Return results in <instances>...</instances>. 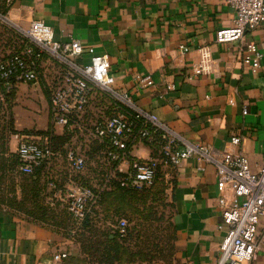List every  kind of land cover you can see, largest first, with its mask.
Masks as SVG:
<instances>
[{
    "label": "crops",
    "instance_id": "obj_1",
    "mask_svg": "<svg viewBox=\"0 0 264 264\" xmlns=\"http://www.w3.org/2000/svg\"><path fill=\"white\" fill-rule=\"evenodd\" d=\"M9 17L26 29L33 20H43L56 39L72 36L108 54L119 90L189 142L208 145L216 158L232 136L242 137L236 150L248 157L253 172H259L264 161V24L246 35L263 53L260 69L252 72L242 65L240 42L216 43L217 31L231 27L236 17L223 0H14ZM181 45L189 50L184 52ZM203 45L211 46L212 71L185 80L183 72L197 60V49ZM148 74L157 86L138 90V76ZM173 82L177 88L169 90ZM24 90L30 89L24 85L14 97ZM132 153L147 157L150 151L139 147ZM63 166L62 160L54 163L55 178L64 179ZM175 177L172 261L116 264L218 260L225 230L220 228L216 164L192 157L176 169ZM100 207L98 202L95 211ZM72 243L54 228L0 206V264H104L84 262ZM62 252L67 257L55 259ZM252 264H264V243Z\"/></svg>",
    "mask_w": 264,
    "mask_h": 264
},
{
    "label": "built area",
    "instance_id": "obj_2",
    "mask_svg": "<svg viewBox=\"0 0 264 264\" xmlns=\"http://www.w3.org/2000/svg\"><path fill=\"white\" fill-rule=\"evenodd\" d=\"M223 1L235 10L236 17L231 27L217 31L216 43L240 42L243 67L257 72L263 53L246 35L264 24V0ZM13 3L0 0V30L4 33L0 35V101L15 98L25 85L44 91L49 104L48 128L42 134H20L18 171L33 175L38 168L53 170L61 159L65 177L49 178L48 185L55 190L53 199L82 221L94 213L101 194L116 178L126 189L146 190L161 176L170 180L171 171L192 157L213 162L218 174L220 228L225 234L220 256L211 264H252L264 243V161L259 172L252 171L248 157L236 150L240 136L231 137L219 158L208 145L189 142L116 87L108 54H99L94 46L72 36L67 41L56 39L52 26L43 20H33L27 29L21 27L9 17ZM181 50L189 48L181 45ZM197 53V60L183 72L185 80L212 71L211 46L203 45ZM155 86L152 74L138 76V90ZM176 88L174 82L168 85L169 90ZM58 136L66 137L62 154L54 144ZM139 147L148 148L149 156L134 155L132 151ZM93 150L92 164L105 171L101 181L90 186L80 179ZM127 226V220L121 219L120 232L125 233ZM65 257V252L55 255L57 260Z\"/></svg>",
    "mask_w": 264,
    "mask_h": 264
},
{
    "label": "rangeland",
    "instance_id": "obj_3",
    "mask_svg": "<svg viewBox=\"0 0 264 264\" xmlns=\"http://www.w3.org/2000/svg\"><path fill=\"white\" fill-rule=\"evenodd\" d=\"M24 91L11 101H0V206L48 224L72 241L73 250L87 263L170 261L175 239L172 187L159 183L149 192L114 189L97 211L80 221L53 199V188L18 171L20 134H42L48 126L45 92ZM83 175L94 181L90 170ZM121 219L128 222L125 233L119 229Z\"/></svg>",
    "mask_w": 264,
    "mask_h": 264
},
{
    "label": "trees",
    "instance_id": "obj_4",
    "mask_svg": "<svg viewBox=\"0 0 264 264\" xmlns=\"http://www.w3.org/2000/svg\"><path fill=\"white\" fill-rule=\"evenodd\" d=\"M4 34L3 32H1L0 30V35ZM10 41V39H12L11 37H7ZM11 101V100H10ZM56 142H59L60 144L59 145H56L57 148L60 150V154L64 153L65 151V143H66V137L65 136H58L56 137ZM90 158H89V164L86 168V170H90L94 176V181L97 180L96 182H100L101 181V175L102 173L105 171L104 168H99V167H96L95 165L92 164L93 162V159L95 158V154H96V150L94 151H91L90 153ZM61 160V159H60ZM60 160H56V163H59ZM18 162V161H17ZM85 174V172H84ZM171 179L170 180H166L165 179V176H161L157 179L156 183L154 184L153 187L149 188V189H146V190H134V189H126L124 187L121 186L120 182L118 181V179H114L110 185L109 188H107L102 194H101V202L106 198V196L109 194V191H112L114 189L116 190H122V191H132V192H149L150 190H152L157 184L161 183L163 184L165 187H173L174 183H175V176H176V170H172L171 171ZM27 176L31 181H34L35 183H39L41 182V180L44 181L45 184L48 185V182H49V178H55L54 177V173H53V170H48L46 167H42V168H38L36 170V172L33 174V175H25ZM85 175H81V181L83 184L85 185H90V186H94L95 185V182L92 181V180H88L87 178H84ZM63 208H64V211L66 214H68L69 216L73 217L66 209V207L64 205H62ZM172 208H173V204H172ZM39 222V221H38ZM43 223V222H41ZM45 225L48 226V224L44 223ZM174 232H175V229H174ZM176 237V235H175ZM175 241V239H174ZM173 255H174V246H173V252H172V258H173ZM172 258L170 261H165L166 263H170L172 261ZM119 263V262H118ZM121 263V262H120ZM124 263V262H123ZM116 264V263H114Z\"/></svg>",
    "mask_w": 264,
    "mask_h": 264
}]
</instances>
